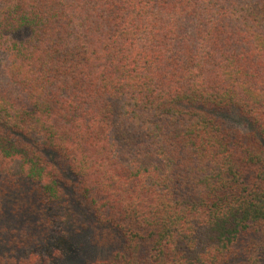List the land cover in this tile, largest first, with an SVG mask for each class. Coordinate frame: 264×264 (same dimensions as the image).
Segmentation results:
<instances>
[{
  "label": "trees",
  "instance_id": "1",
  "mask_svg": "<svg viewBox=\"0 0 264 264\" xmlns=\"http://www.w3.org/2000/svg\"><path fill=\"white\" fill-rule=\"evenodd\" d=\"M0 264H264V0H0Z\"/></svg>",
  "mask_w": 264,
  "mask_h": 264
},
{
  "label": "rangeland",
  "instance_id": "2",
  "mask_svg": "<svg viewBox=\"0 0 264 264\" xmlns=\"http://www.w3.org/2000/svg\"><path fill=\"white\" fill-rule=\"evenodd\" d=\"M78 255L80 259H84L86 257H88L89 253H91V251L87 250V249H79L78 250Z\"/></svg>",
  "mask_w": 264,
  "mask_h": 264
}]
</instances>
